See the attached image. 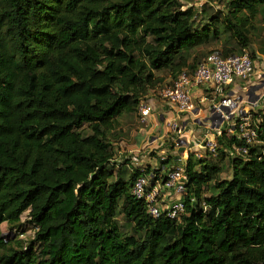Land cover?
<instances>
[{
    "label": "trees",
    "instance_id": "1",
    "mask_svg": "<svg viewBox=\"0 0 264 264\" xmlns=\"http://www.w3.org/2000/svg\"><path fill=\"white\" fill-rule=\"evenodd\" d=\"M199 7L0 0V224L35 229L25 243L0 231V264H264L263 116L246 154L233 152L245 145L234 134L216 138L230 177L188 154L178 218L150 216L131 192L142 173L165 176L174 146L157 166L113 161L108 132L149 93L213 51L257 56L252 36L256 19L264 23V0ZM211 43L219 46L202 58L191 53ZM119 213L132 222L129 233Z\"/></svg>",
    "mask_w": 264,
    "mask_h": 264
},
{
    "label": "built area",
    "instance_id": "2",
    "mask_svg": "<svg viewBox=\"0 0 264 264\" xmlns=\"http://www.w3.org/2000/svg\"><path fill=\"white\" fill-rule=\"evenodd\" d=\"M253 73L254 61L248 53L223 56L218 51H213L197 64L193 72L182 70L170 85L163 86L156 94L172 108L176 115L197 117L202 113V109L195 103L192 91L196 87L208 89L210 95L201 97L200 103L207 104L208 114L211 117L207 121L213 133L211 137H205L204 148L215 155L216 138L223 133L234 134L245 145L233 146V152L246 154L248 150L246 145L252 143L257 137V126L262 120L261 117H255L252 111L258 99V97L252 98V94L256 91L252 88L264 83V79L256 84L252 83L253 85H249L250 81L247 82L246 85L240 87L243 93H229L224 89L237 81L250 80ZM243 102L250 104L251 108L243 107L241 105ZM152 110V105L148 100L140 101L137 112L141 123H147ZM164 126V132L178 129L174 118L167 121ZM182 127L185 128L183 124ZM163 152L165 154V151ZM172 154L175 156L176 164L165 172L162 179L154 173H142L135 178L132 185V194L145 202L146 212L155 218L161 214L172 219L178 218L185 211L184 159L176 155L174 150ZM164 157L163 155L162 158Z\"/></svg>",
    "mask_w": 264,
    "mask_h": 264
},
{
    "label": "rangeland",
    "instance_id": "3",
    "mask_svg": "<svg viewBox=\"0 0 264 264\" xmlns=\"http://www.w3.org/2000/svg\"><path fill=\"white\" fill-rule=\"evenodd\" d=\"M182 1L183 3H186V5H193L195 9H198V11H200L199 6L204 0ZM212 5L213 9L221 8V5L217 3H213ZM255 25L258 27V30L254 32L252 36V47L256 50L257 56L254 58V73L251 76L250 80L246 79L240 81L245 84L249 81L254 80L255 77L257 81L264 79V23H262L258 17L255 21ZM218 46L219 43H211L207 46H199L192 49L191 53L199 55L198 58L200 59L213 47ZM156 73L160 76L167 75V81L170 78L165 71H158ZM158 98V94H156L155 92H151L145 99L148 101L157 99L158 101ZM155 102L156 101H153V103ZM241 105L245 108L248 107L247 102H243L241 103ZM200 108L204 110L203 106H201ZM252 111L255 114V117L264 116V107L260 109L256 108ZM192 117L196 116L193 115ZM198 117L199 115H197V118ZM173 118L178 124V129L164 132L162 137L156 140V138L160 137L161 135V133L159 134L160 128H157L156 131H148L149 128H147V126H150L151 123L148 121L147 123H141L136 111L119 116L117 119V127L108 132L110 141L116 151V155L113 161L118 163L119 165L122 162L127 161L130 167L144 166L146 164L157 166L159 157L163 155L166 156V154L169 153L167 152V149L171 144L172 146H174L173 149L176 155L182 157V159H186L190 152L195 153V155H199L198 157H208V159H211L212 162L217 163L218 165H222L223 171L220 174V177H230V167L228 166V160L226 158L224 160H220L219 156H216V154H211V152L206 150L203 146L205 137H211L213 133V131L209 127V124L202 121L195 123L192 121V119L189 118L186 128H183L179 119L176 117ZM163 151H166L167 153L164 154ZM116 169L117 167L115 168V170ZM25 219L26 218L23 216L21 221H24ZM117 221L121 225V229L123 232L129 233L131 231L132 222L125 219L122 214H118ZM0 231L2 236H4L7 241L13 242L16 239H19L21 243H25L33 238L35 229L31 224L27 223L21 228H16L13 226L10 228L8 224L1 223Z\"/></svg>",
    "mask_w": 264,
    "mask_h": 264
},
{
    "label": "crops",
    "instance_id": "4",
    "mask_svg": "<svg viewBox=\"0 0 264 264\" xmlns=\"http://www.w3.org/2000/svg\"><path fill=\"white\" fill-rule=\"evenodd\" d=\"M258 79V77H257ZM258 81L256 80V77L254 80L250 81L249 82V85H253V84H256ZM253 83V84H252ZM243 85H246L245 83L243 82H237V83H234L230 86H228L227 88L224 89L225 92H229V93H243V91L240 89V87H242ZM204 95H210V91L204 87H196L193 89L192 91V97L195 101V103L198 105V106H203L204 107V110H202V113L199 115V117H192L193 115H176L174 113V111L172 110V108L167 105L164 101H162V99L158 98L159 100L157 101L156 100H149L150 104L152 105V112H151V117L149 116L150 118V121H149V118H148V122H150V126H147L148 131L150 130H155L157 128H160L159 129V134L161 133L160 137H157L156 140L160 139L162 137V135L164 134V129H165V124L167 121L171 120L173 117H179V120L182 122L183 126L186 128L187 126V123H188V120L189 118L192 119L193 122L197 123V122H204V123H208L207 121V117L209 116L208 114V109H207V104L204 103H200V99L201 97H203ZM152 97V96H151ZM255 97H258V99L256 100V104L253 105V108H257V109H260V108H263L264 107V88L262 89H259V90H256L255 93L252 94V98H255ZM151 99V98H150ZM153 101H156L155 103H153ZM251 105L248 104V107L247 108H250ZM155 141V140H154ZM152 143V142H151Z\"/></svg>",
    "mask_w": 264,
    "mask_h": 264
},
{
    "label": "water",
    "instance_id": "5",
    "mask_svg": "<svg viewBox=\"0 0 264 264\" xmlns=\"http://www.w3.org/2000/svg\"><path fill=\"white\" fill-rule=\"evenodd\" d=\"M262 88H264V83H261V84L255 86V87H253L252 89H253V90H258V89H262ZM207 118H208V119H211L210 116H208Z\"/></svg>",
    "mask_w": 264,
    "mask_h": 264
}]
</instances>
